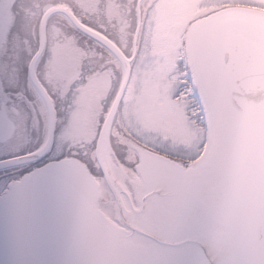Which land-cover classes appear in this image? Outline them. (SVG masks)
Returning a JSON list of instances; mask_svg holds the SVG:
<instances>
[{"label":"snow or ice","instance_id":"snow-or-ice-1","mask_svg":"<svg viewBox=\"0 0 264 264\" xmlns=\"http://www.w3.org/2000/svg\"><path fill=\"white\" fill-rule=\"evenodd\" d=\"M25 26L33 46L17 62ZM261 41L264 0H0V136L18 142L31 119L41 151L71 157L74 264H200L194 221L177 225L214 185ZM99 80V113L61 103L65 84L72 95Z\"/></svg>","mask_w":264,"mask_h":264},{"label":"flooded vegetation","instance_id":"flooded-vegetation-1","mask_svg":"<svg viewBox=\"0 0 264 264\" xmlns=\"http://www.w3.org/2000/svg\"><path fill=\"white\" fill-rule=\"evenodd\" d=\"M30 125L32 134L19 140L30 144H0V162L33 154L43 147L45 138L28 119L24 127ZM69 159L66 151L49 150L35 162L0 169V264H74L82 187L75 167L65 163ZM224 190L223 181L213 185L194 216L185 217L177 225L179 232L189 219L194 221L201 247L200 264H206L212 243L221 250L224 240L235 233L233 214L220 200ZM180 242L163 240L168 245Z\"/></svg>","mask_w":264,"mask_h":264},{"label":"water","instance_id":"water-1","mask_svg":"<svg viewBox=\"0 0 264 264\" xmlns=\"http://www.w3.org/2000/svg\"><path fill=\"white\" fill-rule=\"evenodd\" d=\"M249 102L239 114L214 185L225 182L221 201L235 219L234 234L218 250L211 245L206 264H264V41L255 52ZM119 97H117V102ZM116 103L113 104V112ZM6 141L0 136V144ZM49 149L0 162V169L35 162ZM233 231V228H232Z\"/></svg>","mask_w":264,"mask_h":264},{"label":"rangeland","instance_id":"rangeland-1","mask_svg":"<svg viewBox=\"0 0 264 264\" xmlns=\"http://www.w3.org/2000/svg\"><path fill=\"white\" fill-rule=\"evenodd\" d=\"M26 30L27 31H22V34L19 37H17V39L10 45V47L13 48V55L16 58L17 62L19 61L20 57L23 54L25 53L30 54L31 48L33 46L30 40V29L28 26ZM50 83L53 84L54 89L61 88V85L59 83H55L52 81H50ZM108 87L109 86L105 81L99 80L97 81L96 85L93 88L89 89L86 93H73L72 95H69L68 85L65 84L61 91V103L67 105L68 111L77 112V114L80 116L84 115L83 109L89 104L95 109L97 113H99L100 111H102L103 101L107 95ZM36 126L37 127L35 128V130L39 128L40 134L44 139L46 136V129L44 128L43 124L42 123L36 124ZM25 134L27 135L32 134L31 125L28 127L22 126L21 135H25ZM23 142L26 143V146L30 144L29 141L27 142L23 141ZM23 142L20 143L18 141L14 143L12 146H19L20 144H23ZM1 152H3V149H0V153ZM62 177L64 178L65 174H63ZM68 206H70V204H68Z\"/></svg>","mask_w":264,"mask_h":264}]
</instances>
